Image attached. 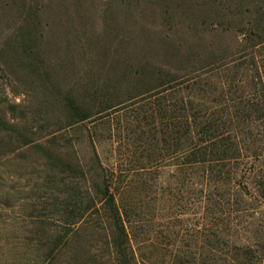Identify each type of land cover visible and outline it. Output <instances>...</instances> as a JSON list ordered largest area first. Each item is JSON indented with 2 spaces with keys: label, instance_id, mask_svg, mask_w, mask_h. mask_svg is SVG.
<instances>
[{
  "label": "rangeland",
  "instance_id": "rangeland-1",
  "mask_svg": "<svg viewBox=\"0 0 264 264\" xmlns=\"http://www.w3.org/2000/svg\"><path fill=\"white\" fill-rule=\"evenodd\" d=\"M261 2L0 0V119L11 126L0 133V264H39L44 203L59 182L88 186L77 165L97 170L89 138L104 168L129 172L115 187L134 264L264 245V117L245 109L264 91V46L249 48ZM160 81L171 90L149 99ZM188 94L199 118L236 127L239 158L209 182L200 166L182 170L178 142L149 143ZM159 101L162 119L149 111ZM75 109L87 119L75 124ZM35 143L62 148L70 173L52 171Z\"/></svg>",
  "mask_w": 264,
  "mask_h": 264
},
{
  "label": "trees",
  "instance_id": "trees-1",
  "mask_svg": "<svg viewBox=\"0 0 264 264\" xmlns=\"http://www.w3.org/2000/svg\"><path fill=\"white\" fill-rule=\"evenodd\" d=\"M260 9L264 19V0L260 4ZM249 36L251 40L255 39V42L249 46L251 50L264 46V27L256 34L250 33ZM28 37L32 38L31 31ZM244 41L246 42V37ZM253 65L260 84L257 70L259 66L255 62ZM195 79L197 80V77L185 83H193ZM168 82L160 81L156 90L162 92L149 99H155L161 93L169 92L171 88H166ZM189 95L180 101L177 122H162L161 130H158V138L152 137L149 143L155 145L156 150L162 151L173 142H178L177 150L181 158L182 170L188 172L193 170V167L200 166L204 172L205 181L209 182L216 169L221 171L239 158L238 154L241 149L237 142V134H235L237 133L236 127H228V124L219 122L220 120L212 116L199 118L195 104ZM259 97L261 101L249 103L245 109H247L246 112H250L249 114H258L262 118L264 117L263 89L259 92ZM168 108L169 106L163 101L152 102L149 111L152 114H158L162 119ZM66 109L70 113V109L67 107ZM72 114L78 117L75 124L87 119L85 111L75 109ZM8 128L11 126L0 119V133H7ZM7 134L10 135V133ZM13 138L17 144L22 146L33 143L32 141L26 143L23 139L19 140L22 136L13 135ZM89 143L95 160L92 163H95L97 167L94 176L85 172L80 164L77 165L81 178L86 179L88 176L89 183L86 184L88 186H83L82 190L74 182H59L64 190L60 191L58 196H51L42 207V210L47 211L48 214L38 219L45 226V231L38 237L40 240L39 250H37L39 264H108V262L134 264L135 259L125 226L127 212L121 200L117 198L118 192L115 187L117 182H124L129 177V172L119 169L114 172L104 168L98 161L90 138ZM72 144L73 142H69V146ZM33 148L44 154L52 171H57L59 174L70 173V165L67 158L62 156L64 154L61 152L62 148L57 146L48 149L40 143L33 144ZM59 184H56L58 189ZM91 242L93 246L90 245ZM103 247L107 249V258L101 254L95 255L96 250L103 251ZM220 263L264 264V245H259L256 249L244 247L233 249V251L216 248L208 259L202 256L198 262L193 260L191 264Z\"/></svg>",
  "mask_w": 264,
  "mask_h": 264
}]
</instances>
